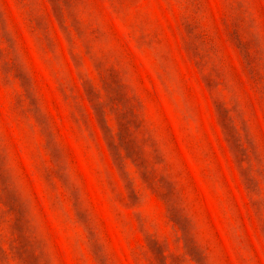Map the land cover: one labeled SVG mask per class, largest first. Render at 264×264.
<instances>
[{
  "label": "rangeland",
  "instance_id": "rangeland-1",
  "mask_svg": "<svg viewBox=\"0 0 264 264\" xmlns=\"http://www.w3.org/2000/svg\"><path fill=\"white\" fill-rule=\"evenodd\" d=\"M0 264H264V0H0Z\"/></svg>",
  "mask_w": 264,
  "mask_h": 264
}]
</instances>
